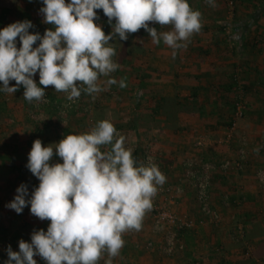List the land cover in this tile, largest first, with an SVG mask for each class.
Listing matches in <instances>:
<instances>
[{"label":"crops","instance_id":"0c3cea01","mask_svg":"<svg viewBox=\"0 0 264 264\" xmlns=\"http://www.w3.org/2000/svg\"><path fill=\"white\" fill-rule=\"evenodd\" d=\"M187 2L191 9L201 13L202 27L199 32L192 34L186 48L176 50L174 59L173 49L162 40L159 44H153L151 38L148 44L144 43L142 40L148 34L142 35L140 30L138 37L128 34L126 41H120L117 34V38L109 41V46L116 53L112 57L115 63L130 67L134 64L131 70L134 71L135 82L137 81L136 104L131 108L132 113L125 112L130 109L129 99L124 96L127 89H120L119 81L122 79L121 76L118 77L119 72L116 75L114 71L110 77L115 78L117 83L100 92L105 93L112 87H119L117 96L104 100L92 113L99 109L115 111L116 118L112 119V124L136 117L135 128L126 132L133 134L139 142H142L141 128L149 124L151 134L156 135L152 150L159 155L165 170V184L184 189L182 194L174 195L172 201L168 196L167 206L178 216L191 217L196 225L182 237L186 253L166 256L160 250L163 232L152 230V215L149 210L144 215L139 231L133 229L122 234L124 246L119 255L112 258V264H192L196 258L201 260V264H264V256L261 258L250 255L249 258H242V244L233 242L235 221L241 222L239 224L243 225L244 232L256 221L264 225V186L259 184L255 173L257 169L264 172V0H234L231 12L224 0H214L215 6L209 5L206 0ZM4 3L0 0V28L23 20L40 25L42 30L53 27L43 22V14L39 12L43 6L41 0L24 4L21 0H9L5 7H1ZM2 8L12 10L2 15ZM95 11L98 16L103 15L102 20L107 18L102 10ZM95 21L101 24V21ZM148 23L157 25L158 32L171 30V25L165 27L156 22ZM29 31L38 32L37 29ZM19 46L17 38V47ZM131 47L139 50L130 52ZM104 78L101 76L98 80L101 88L105 87ZM33 79L39 87L42 86L39 85L38 74ZM237 83L241 84L246 108L244 116L237 120L231 143L225 145L221 140L231 120L233 102L238 92ZM14 84L15 81L9 83L11 86ZM48 90L55 101H60L62 92L55 91L51 85ZM23 92L21 85L6 101L0 98V243L11 245L13 251H18L19 240L30 242L33 231L46 230L50 223L32 215L29 207H25L21 214L5 207L15 196L20 184L28 187L29 194L38 186L39 181L26 168L33 141L39 139L42 146H46L59 142L65 131L74 134V130L79 129L83 134L86 129L81 128L80 124H85L84 119L87 117L81 110L71 113L65 129H60L59 134L56 105L45 109L39 121L33 120L28 113L30 102L24 98ZM158 95L194 96L202 110L201 114L182 112L178 115L179 130L164 129V122L159 118L152 119L150 116L148 119L138 112L140 109L137 104L142 107L145 99ZM228 102H232V107ZM46 124L49 126L48 131ZM74 125L78 129H74ZM196 138L206 141L200 150L193 148ZM241 139H245L248 152L244 169L240 172H224L214 168L211 172L212 205L223 215L220 225H211L202 220L198 203L182 175L180 162L188 156H201L212 163L223 156L234 159ZM257 148L258 153L254 151ZM49 163H62V159L59 157L54 160L52 157ZM163 198L160 193L156 196L157 200ZM206 239H209L207 244ZM149 241L153 242V247H147ZM249 242L253 253L256 240ZM7 259V253L0 248V264H4ZM34 259L37 264H46L39 256H34ZM108 259V253L104 251L98 262L105 264Z\"/></svg>","mask_w":264,"mask_h":264},{"label":"clouds","instance_id":"9594fccd","mask_svg":"<svg viewBox=\"0 0 264 264\" xmlns=\"http://www.w3.org/2000/svg\"><path fill=\"white\" fill-rule=\"evenodd\" d=\"M43 22L53 27L43 35L30 32V20L16 21L0 28V91L14 94L23 86L24 98L31 102L45 98L49 85L67 93V99L79 98V84L87 94L99 93L116 84L110 74L117 70L116 54L110 40L126 41L128 34L143 28L153 44L161 40L176 50L187 47L193 33L200 31L201 13L190 8L187 0H41ZM215 6L214 0H206ZM95 10H102L112 31L105 35ZM148 22L171 25L158 32ZM17 38L19 47H17ZM37 42H39L37 44ZM33 45H36L33 47ZM38 74L39 87L33 77ZM110 77L101 88L99 77ZM10 81L15 84L9 86ZM124 88V80L119 81ZM111 145L102 152L101 146ZM62 163L50 164L53 155ZM257 153L259 148L255 149ZM26 168L39 181L29 194L20 184L5 207L21 214L29 207L32 215L50 223L37 229L30 242L18 241V251L7 246L4 264H37L34 256L46 264H97L107 251L112 258L124 246L122 234L139 231L157 186L165 176L149 162L138 163L132 150L108 120L97 121L83 134H68L59 142L42 146L36 139L28 153Z\"/></svg>","mask_w":264,"mask_h":264},{"label":"built area","instance_id":"2783aa9c","mask_svg":"<svg viewBox=\"0 0 264 264\" xmlns=\"http://www.w3.org/2000/svg\"><path fill=\"white\" fill-rule=\"evenodd\" d=\"M228 10L231 12L234 8V0H224ZM238 81V80H234ZM44 87L43 85L41 86ZM81 95L79 98H74L72 100L67 99V93L62 92L60 101H55V98H50L48 94V86L45 88V98L41 101L33 100L30 102L29 115L33 120L39 121L42 116L46 106L56 105V116H58L57 122L61 124V128L66 126L69 120V115L77 110L85 112L88 117L86 132H89L94 128L92 123V111L101 104L104 100L116 97L118 94L119 87H112L105 93H93L87 94L83 91L86 85L80 84ZM237 95L235 96L233 102V112L231 120L225 130V135L221 142L225 145H229L234 136V131L236 129L237 120L242 118L245 113V100L243 97V91L241 84L237 83ZM3 92V91H1ZM2 94L11 95L10 93L3 92ZM117 132L125 137V146L132 150V154H135V160L138 163L148 164L149 162L154 163L158 170L165 176V170L161 165L159 155L153 152L151 142L139 145L136 143L135 136L124 130L116 129ZM206 141L202 138L196 139L194 142V147L198 150L205 146ZM239 146L236 148V158L232 159L228 156H223L216 162H209L204 160L201 156H191L183 158L181 160V170L182 175L187 183V187L193 192V195L198 203V210L201 214L202 220L208 222L211 225L218 226L222 221V213L220 210L216 209L212 205L211 193H210V179L211 172L214 168L220 169L221 171L228 172H240L244 169L246 161L248 159V152L245 146V139H241ZM105 149L107 146L104 147ZM257 180L261 186H264V172L261 169L255 171ZM183 187L180 186H170L167 184L157 186V192L152 197V230L155 232L162 231V239L160 243V250L166 256H173L176 253H181L186 250L185 243L183 242V235L185 232L192 230L196 221H194L189 216H178L173 212L167 203L170 197L172 201L177 195L182 194ZM160 193L164 196L162 200H157L156 196ZM175 195V196H174ZM201 221V220H200ZM201 221V222H204ZM233 236L236 242L242 244L241 257L249 258L251 255V245L250 242L244 240V227L242 224L233 225ZM0 248L6 253L7 244H1ZM147 247H153V242L149 241ZM97 264L99 262L97 261ZM192 264H201L199 258L194 259Z\"/></svg>","mask_w":264,"mask_h":264},{"label":"trees","instance_id":"16d2710c","mask_svg":"<svg viewBox=\"0 0 264 264\" xmlns=\"http://www.w3.org/2000/svg\"><path fill=\"white\" fill-rule=\"evenodd\" d=\"M2 1L5 3H4V6H1V7H5L6 3H9V0H2ZM33 1L34 0H21L23 4L27 2L30 3ZM11 10H12L11 8L10 9L2 8L1 13L2 15H6L10 13ZM114 24H115L114 18L111 21V23H109L108 18H105L104 20L101 21L100 25L102 27V31L105 32V31L112 30V25ZM149 26L157 27V25H149ZM32 29H37V31L40 32L41 35H43L45 31L40 28V25H34ZM140 33L142 35L148 34L143 28L140 29ZM138 50L139 49L136 50V47L130 48V52H135ZM48 94L50 98H53V95L49 93V90H48ZM193 100H194V96L182 97L179 95H158L154 98L152 97V99H147V103L148 105H151L150 106L151 114H154V117H157L159 118L160 121L164 122V125H163L164 129H171L173 131H176V130H179L180 128L178 126V115L180 113L185 112V113L201 114L202 110L200 106L197 104V101L195 100L193 101ZM230 104L232 107V102L231 103L228 102V105ZM48 107L49 106H46L45 109H47ZM91 118H92V123L94 125H96L97 121H100V120H108L111 122L112 119L116 118V112L111 109H104V110L99 109V110H95L92 113ZM49 121L50 119L47 122ZM135 123H136V117H133L129 120H120L118 122L113 123V125L115 129L127 131V130H131L135 128ZM47 125L48 124H46L45 126L46 131L49 130V126ZM59 127H60L59 124H57L58 129ZM50 129H53V128L50 127ZM55 129H56V126H55ZM64 129L65 127L61 128V130H64ZM68 134H69V131H65L64 134H62V136H66ZM104 147L105 146H101L102 152L109 151L111 148V145H107L106 149ZM133 157L135 158V154H133ZM53 158L54 160L59 158L58 156L55 155V151H54ZM243 238L244 240H247V241L256 240L254 252L251 253L252 256L261 257V258L264 256V225L260 221H256L252 223L250 227L244 232Z\"/></svg>","mask_w":264,"mask_h":264},{"label":"rangeland","instance_id":"374dc122","mask_svg":"<svg viewBox=\"0 0 264 264\" xmlns=\"http://www.w3.org/2000/svg\"><path fill=\"white\" fill-rule=\"evenodd\" d=\"M102 16L103 15H99L98 16V21L100 22L101 20H102ZM96 21L94 20V23H95ZM100 25V24H99ZM163 26H167V25H163ZM164 27V28H165ZM106 32H108V31H105L104 33H106ZM131 35L132 36H137L138 37V31L137 32H135V33H131ZM143 39V38H142ZM150 40H151V37L149 36V35H146V37L142 40V41H144V43H146V44H148L149 42H150ZM149 54V53H148ZM114 58V57H113ZM114 61V60H113ZM135 63V62H134ZM131 64H133V62H131ZM131 68H134V64L132 65V67H130L129 65H124V66H119L117 69L118 70H116L115 71V73H116V75L118 74V72H119V74H118V77L119 76H121L120 78L122 79V80H124V82L126 81V83L125 84H127L126 85V87H124V88H120V89H127L126 90V93L124 94V96H125V98L126 99H129V106H128V108H130V109H127V110H125V112H127V113H132V110H131V108L132 107H134L135 105L134 104H136V100H135V98H136V94H137V86H136V82H135V79H134V71H132L131 70ZM114 73V72H113ZM112 74V73H111ZM111 74H110V76H111ZM124 75L126 76V77H124ZM112 77V76H111ZM108 78H110V77H105L104 79L105 80H107ZM129 78V79H128ZM145 78L143 77V80H144ZM146 83H148V82H146ZM114 86V85H113ZM121 91V90H120ZM124 91V90H123ZM150 91V90H149ZM150 93V92H149ZM11 94V93H10ZM11 95H13V94H11ZM11 95H5V94H2L1 96H0V98H2L4 101H6V99H9V97L11 96ZM122 98H123V96H121ZM12 98V97H11ZM112 98H114V97H112ZM111 98V99H112ZM154 98V97H153ZM148 99V98H147ZM147 99H145L144 101H143V104H142V107L140 106V104H137L139 107H138V109H140V111H138V112H140L141 113V115L143 116L144 115V117H148V119L149 118H151L152 117V119H154V114H151V109H150V106L151 105H148V103H147ZM120 101H121V98L119 99ZM230 113V112H229ZM229 115V114H228ZM151 116V117H150ZM79 118H81V115L79 116ZM86 118V120L84 119V117H83V119H84V122H85V124H83V122H81V128H84V129H86L87 127V123H88V117H85ZM8 120V119H7ZM224 120H225V117H224ZM12 121V120H11ZM226 122H224V124H225ZM59 126H61V124H59ZM147 127H145V128H141L142 129V142H139V141H137L136 140V143H138L139 145H144V144H147V143H149V142H151V141H153V142H151V143H156V135L153 133V134H151L152 133V129H150V128H148V126H149V124L148 125H146ZM226 126H227V124H226ZM225 126V127H226ZM150 127V126H149ZM224 127V128H225ZM73 128L74 129H78V127H76L75 125L73 126ZM80 128V127H79ZM60 129H61V127H59V129H58V131H59V134H61V131H60ZM83 129V130H84ZM75 132H73L74 134H82V132H80V130L78 129V131H79V133H77L78 131L77 130H74ZM133 135V134H132ZM135 138V137H134ZM196 139H198V138H196ZM196 139L193 141V146H194V142L196 141ZM153 144H152V147H153ZM193 148H195V147H193ZM196 149V148H195ZM196 150H198V149H196ZM186 157H184V159H185ZM181 163V162H180ZM193 193V192H192ZM236 223L235 224H239V223H241V222H238V221H235ZM229 224V223H228ZM211 227V226H210ZM207 242L209 243V239H206V241H205V243L207 244ZM233 242H236L234 239H233ZM214 247V246H213ZM180 253V252H179ZM183 255L186 253L185 251L184 252H181ZM177 254V253H176ZM164 255V254H163Z\"/></svg>","mask_w":264,"mask_h":264}]
</instances>
